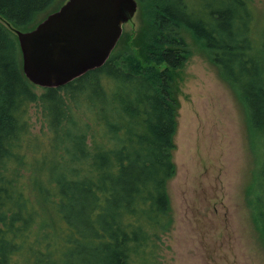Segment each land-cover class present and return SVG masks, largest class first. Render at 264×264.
I'll return each instance as SVG.
<instances>
[{
	"label": "trees",
	"instance_id": "trees-1",
	"mask_svg": "<svg viewBox=\"0 0 264 264\" xmlns=\"http://www.w3.org/2000/svg\"><path fill=\"white\" fill-rule=\"evenodd\" d=\"M137 1L151 31L141 56L114 50L103 67L38 95L12 28L32 31L67 0H0L10 25L0 23V264H162L184 31L235 90L262 151L249 204L264 241V25L254 0ZM36 104L54 140L45 150L31 138Z\"/></svg>",
	"mask_w": 264,
	"mask_h": 264
},
{
	"label": "rangeland",
	"instance_id": "rangeland-1",
	"mask_svg": "<svg viewBox=\"0 0 264 264\" xmlns=\"http://www.w3.org/2000/svg\"><path fill=\"white\" fill-rule=\"evenodd\" d=\"M254 6L259 28L264 25V0H254ZM150 34L139 6L124 25L115 52L141 56ZM183 37L189 57L174 73L175 174L167 183L173 227L162 240V264H264V241L249 204L262 151L254 148L247 113L235 90L192 35L184 31ZM36 89L43 94V88ZM30 117L32 140L40 142V150L51 147L54 140L45 138L47 125L39 104L31 107Z\"/></svg>",
	"mask_w": 264,
	"mask_h": 264
},
{
	"label": "water",
	"instance_id": "water-1",
	"mask_svg": "<svg viewBox=\"0 0 264 264\" xmlns=\"http://www.w3.org/2000/svg\"><path fill=\"white\" fill-rule=\"evenodd\" d=\"M138 9L137 0H67L32 31L12 28L25 77L57 89L103 67Z\"/></svg>",
	"mask_w": 264,
	"mask_h": 264
}]
</instances>
